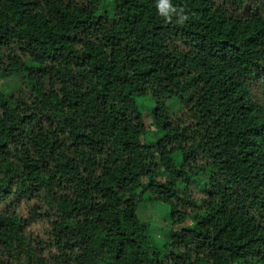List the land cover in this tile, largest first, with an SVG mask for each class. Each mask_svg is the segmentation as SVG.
<instances>
[{"label": "trees", "instance_id": "trees-1", "mask_svg": "<svg viewBox=\"0 0 264 264\" xmlns=\"http://www.w3.org/2000/svg\"><path fill=\"white\" fill-rule=\"evenodd\" d=\"M0 81V264H264V0H0Z\"/></svg>", "mask_w": 264, "mask_h": 264}, {"label": "rangeland", "instance_id": "rangeland-1", "mask_svg": "<svg viewBox=\"0 0 264 264\" xmlns=\"http://www.w3.org/2000/svg\"><path fill=\"white\" fill-rule=\"evenodd\" d=\"M1 81H2V80H1ZM1 81H0V82H1ZM5 82H6V83H12V84H15V83H16V79H15L14 76H12V75H8V76L5 77L4 80H3V83H5ZM160 215H161V217H162L163 213H161ZM157 218H159V217L156 216L155 219L157 220ZM156 220H155V221H156ZM155 221H154V222H155Z\"/></svg>", "mask_w": 264, "mask_h": 264}]
</instances>
